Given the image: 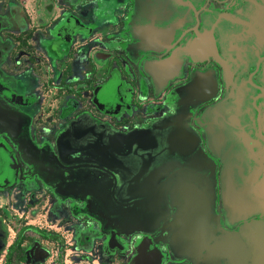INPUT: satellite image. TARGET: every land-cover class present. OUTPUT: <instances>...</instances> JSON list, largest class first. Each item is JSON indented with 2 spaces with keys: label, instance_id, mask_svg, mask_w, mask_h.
Instances as JSON below:
<instances>
[{
  "label": "flooded vegetation",
  "instance_id": "obj_1",
  "mask_svg": "<svg viewBox=\"0 0 264 264\" xmlns=\"http://www.w3.org/2000/svg\"><path fill=\"white\" fill-rule=\"evenodd\" d=\"M259 183L264 0H0V264H264Z\"/></svg>",
  "mask_w": 264,
  "mask_h": 264
},
{
  "label": "water",
  "instance_id": "obj_2",
  "mask_svg": "<svg viewBox=\"0 0 264 264\" xmlns=\"http://www.w3.org/2000/svg\"><path fill=\"white\" fill-rule=\"evenodd\" d=\"M140 140L145 141L144 137L141 138ZM135 149H138L139 154L137 156L140 157V158L145 153V151L148 150L147 147H144V146H141V145H140V147H136L135 146ZM260 152H261V150H260ZM241 169L242 168L239 167L238 170L237 169L234 170V168H232L231 166H227L226 169L222 173V177L228 182V180L230 181L231 178L235 175L234 172L237 171L238 173H240ZM258 186L260 187L261 191H264V186L262 187V185H260V183L258 184ZM227 194H229L228 188H227ZM223 197L226 198V195H224ZM179 218H180V216L177 217V219H179Z\"/></svg>",
  "mask_w": 264,
  "mask_h": 264
}]
</instances>
